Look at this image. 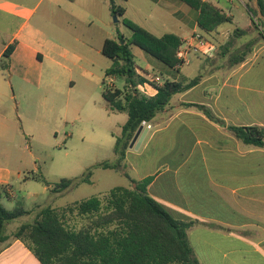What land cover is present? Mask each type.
<instances>
[{
	"label": "crops",
	"instance_id": "obj_1",
	"mask_svg": "<svg viewBox=\"0 0 264 264\" xmlns=\"http://www.w3.org/2000/svg\"><path fill=\"white\" fill-rule=\"evenodd\" d=\"M114 1L125 8V15L136 11L140 18L133 21L157 37L174 33L184 44L201 33L198 12L187 10L180 0H139L151 2L152 11L168 21L152 18L131 0ZM206 1L225 11L232 22L207 36L215 46L212 55L192 49L190 61L178 71L160 65L171 81H200L175 95L149 123L151 128L144 126L147 132L138 146L128 148L121 172L136 175L129 188L133 181L153 177L148 194L175 219L192 223L187 238L200 264H264V146L246 144L230 129H264V29L251 18L244 28L235 26L232 9L223 8L219 0ZM106 4L107 0H0V61L8 47H15L8 69L0 68V186L6 187L10 200L21 178L26 187L36 181V163L27 131L11 114L9 102L18 104V96L15 91L9 94L13 83L6 77L17 76L39 87L45 63L66 76L72 72L70 64L82 60L79 53L94 65L93 54L103 55L105 41L119 34L104 15ZM110 12L112 18L111 8ZM147 61L144 70L137 67L143 76L149 65L159 68ZM191 66L195 67L188 71ZM140 91L153 94L150 87ZM107 111L120 120L122 131L127 113ZM27 197L35 200L38 194L28 191ZM0 264L41 263L23 241L11 238L0 244Z\"/></svg>",
	"mask_w": 264,
	"mask_h": 264
},
{
	"label": "trees",
	"instance_id": "obj_2",
	"mask_svg": "<svg viewBox=\"0 0 264 264\" xmlns=\"http://www.w3.org/2000/svg\"><path fill=\"white\" fill-rule=\"evenodd\" d=\"M75 1V0H70ZM112 14L125 15V8L108 0ZM198 12V28L208 40L209 35L232 22V18L212 2L206 0H180ZM254 1L264 17V0ZM250 10V8L248 7ZM132 36L125 39H107L102 53L112 61L105 77L123 81L124 86L111 88L102 81V96L109 109L128 115L122 131L116 137L114 153L116 162L105 161L96 165L104 170H120L129 145L143 122L150 123L170 104L172 98L198 84L200 77L184 84L166 80L156 85L137 72L131 50L136 46L166 67L179 70L177 51L183 45L182 38L174 33L157 37L140 25L125 19ZM208 36V37H207ZM15 47L11 45L0 61L2 70L8 69V61ZM150 87L152 95L141 92ZM230 129L242 142L264 146V129L260 127H234ZM91 169L82 177L62 179L51 192L61 194L71 187L92 183ZM46 183L45 179L35 177ZM153 177L133 181L134 187H115L104 197H93L76 202L63 210L51 206L37 211L33 223H24L12 235L6 234L8 223L30 214L22 206L7 209L2 204L6 187L0 186V244L8 240L23 241L41 264H200L195 258L187 238L191 222L175 219L157 200L148 194ZM49 186V184H47ZM68 215L80 217L87 223L81 228L69 225Z\"/></svg>",
	"mask_w": 264,
	"mask_h": 264
},
{
	"label": "rangeland",
	"instance_id": "obj_3",
	"mask_svg": "<svg viewBox=\"0 0 264 264\" xmlns=\"http://www.w3.org/2000/svg\"><path fill=\"white\" fill-rule=\"evenodd\" d=\"M131 1L137 5V8L148 12L152 18L168 21V18L163 17L159 11H152L151 2ZM233 1L230 3L228 0H219V4L226 10L232 9V13L236 16L235 26L244 28V21L251 18L264 29V18L260 15L254 1L248 0L245 3L242 0ZM106 5L104 15L108 16L117 33L127 40L130 39L132 32L125 26L124 20L128 19L134 22L133 19L140 18L138 13L130 9L123 17L117 18L113 15L111 18L108 0ZM185 7L194 12L191 8ZM229 26V23L223 25V27ZM210 39L212 40V38ZM130 47L137 67L144 70L148 64L147 59H151L159 65V68L149 65L148 74H145L148 79L152 75L160 76L164 82L172 79L160 69V65L163 66V64L154 60L141 49L133 45ZM79 54L82 60L76 64H70L72 72L67 76L53 69L49 63H45L39 87H32L17 76L7 75L6 77L7 81L13 83V87L10 86L9 94L11 95L15 91L18 96V104L15 100L9 102L11 110L13 107L11 114L15 116L17 124L19 122L18 126L25 128L28 133L26 139L28 148L35 155L36 176L42 177L46 181L44 183L36 180L26 187L23 178H21L13 185L15 199L10 200L6 195L3 196L2 204L5 208L13 209L19 205L30 211L29 215L8 223L6 234H9L12 229L17 230L24 223H33L37 211L41 208L51 206L57 210H63L76 202L93 197L102 198L115 187L129 188L130 180L136 178L132 172L123 174L121 169L118 171L104 170L96 167L99 163L116 162L117 160L114 145L116 136L121 132L120 120L109 115L108 103L102 96V81L106 79L108 87L111 78L105 77V71L111 66L112 61L95 52L93 54L94 65H92L88 55ZM194 67L191 66L187 70L190 71ZM175 73L177 74V72ZM113 84L114 88L122 89L124 86L123 81L115 78H113ZM124 165L123 159L121 167ZM89 169L93 172L91 184L74 186L61 194L51 192V188L62 179L82 177ZM47 184L50 189L45 191ZM28 191L37 193L38 199H29ZM67 220L69 225H74L77 228H81L87 223L73 215H68Z\"/></svg>",
	"mask_w": 264,
	"mask_h": 264
},
{
	"label": "built area",
	"instance_id": "obj_4",
	"mask_svg": "<svg viewBox=\"0 0 264 264\" xmlns=\"http://www.w3.org/2000/svg\"><path fill=\"white\" fill-rule=\"evenodd\" d=\"M192 49L203 50L205 55L210 56L215 51V46L213 43H211L210 40L206 39L201 33L196 32L195 34H193V36H191L189 40H186L185 43L177 51V58L179 60L177 68H180L189 62L188 54ZM149 80L156 85H161L164 83L163 79L160 76L152 75ZM113 86H114L113 81L110 79V82L108 83V87L112 88ZM142 125L151 128V125L146 122H143Z\"/></svg>",
	"mask_w": 264,
	"mask_h": 264
},
{
	"label": "water",
	"instance_id": "obj_5",
	"mask_svg": "<svg viewBox=\"0 0 264 264\" xmlns=\"http://www.w3.org/2000/svg\"><path fill=\"white\" fill-rule=\"evenodd\" d=\"M146 132H147V128H145L144 125H141L137 130V132L135 133L129 147L133 148L134 146H138L142 141V139L144 138Z\"/></svg>",
	"mask_w": 264,
	"mask_h": 264
}]
</instances>
